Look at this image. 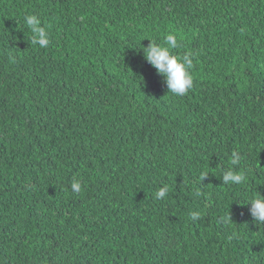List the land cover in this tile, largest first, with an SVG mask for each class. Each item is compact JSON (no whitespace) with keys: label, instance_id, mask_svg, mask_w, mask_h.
<instances>
[{"label":"trees","instance_id":"16d2710c","mask_svg":"<svg viewBox=\"0 0 264 264\" xmlns=\"http://www.w3.org/2000/svg\"><path fill=\"white\" fill-rule=\"evenodd\" d=\"M168 33L182 96L143 53ZM258 192L264 0H0V264H264Z\"/></svg>","mask_w":264,"mask_h":264},{"label":"clouds","instance_id":"9594fccd","mask_svg":"<svg viewBox=\"0 0 264 264\" xmlns=\"http://www.w3.org/2000/svg\"><path fill=\"white\" fill-rule=\"evenodd\" d=\"M25 22L33 33L32 44L38 45L41 48L47 47L50 43L49 33L46 27L42 26L41 19L37 15H29L25 17ZM177 35L168 33L165 36L163 43H156L150 40L147 47L143 48V53L146 61L157 71L158 74L164 77L168 92L177 96L186 94L193 86V76L190 69L193 66L191 54L178 56L174 54V49L178 47ZM232 164L238 162L237 155L232 156ZM207 173L202 174V181L207 177ZM243 174L234 172L228 169L222 174V183L224 184H240L244 182ZM72 190L79 192L81 184L79 181H74L71 185ZM167 188H161L157 192L158 198H163L166 195ZM248 214L255 224H264V195L259 192L250 198ZM198 213H191L193 220L198 218Z\"/></svg>","mask_w":264,"mask_h":264}]
</instances>
